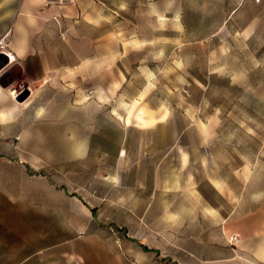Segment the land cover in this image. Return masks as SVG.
<instances>
[{
    "label": "rangeland",
    "instance_id": "374dc122",
    "mask_svg": "<svg viewBox=\"0 0 264 264\" xmlns=\"http://www.w3.org/2000/svg\"><path fill=\"white\" fill-rule=\"evenodd\" d=\"M10 1L0 0V170L38 179L23 185L30 194L43 180L42 211L74 197L76 263L198 264L211 251L262 264L246 245L264 237V0L249 37L197 24L224 20L223 1L186 29L182 8L195 3L65 0L51 13L49 0L39 12L49 24L17 61L4 34L23 0ZM23 222L14 254L34 238L56 244L68 226Z\"/></svg>",
    "mask_w": 264,
    "mask_h": 264
},
{
    "label": "crops",
    "instance_id": "0c3cea01",
    "mask_svg": "<svg viewBox=\"0 0 264 264\" xmlns=\"http://www.w3.org/2000/svg\"><path fill=\"white\" fill-rule=\"evenodd\" d=\"M3 1L5 2L4 8L9 9L8 5L11 1ZM59 1L63 3L65 0H55V2H51L53 7L51 13L56 11V5H58ZM179 1L181 3H195L196 6L195 12L189 9V7L182 8L181 24L186 29H190V27L195 24L192 21L193 18H212V8L214 5L220 6L218 3L221 1L224 2L223 7L226 9L224 20H219L215 23L212 21L208 23L197 22V24L203 26L208 25L210 29H218L219 26L228 28L236 24L240 26L239 29H244L243 34L247 37L251 36L255 29H258L260 26L261 21L259 17L255 15L256 3L254 0ZM47 3H49V0H23L18 17L12 25V31L10 32V30H7L5 32L4 35H6V38H10V44L8 46L11 51L10 55L16 61L24 57L27 48L26 42L30 33L36 29L44 28L49 24L48 19L51 13L39 14L41 9L46 8ZM0 92L2 94L1 96H4L1 88ZM4 107V105L0 104V117L1 114H8V112L4 110ZM118 157L122 158L123 156L119 155ZM181 159L182 165L185 166L187 164V156H185V159H183V157H181ZM190 181L191 178L188 176L187 182L189 183ZM38 183V179L34 181L33 177L29 176L26 171H16V173H14L12 171L0 170V258L24 257L26 260L21 264H29L30 260L34 258L44 261L57 259V264H77L76 258L78 254L76 250L72 248V244L76 239V234L74 231H71V224H75L77 220L76 200L73 199L74 197L70 194L62 192L59 196L60 205L58 207V214L53 215L48 210L47 212L42 211L44 210V206H41V204L44 203V181H40L42 187V193L40 195L39 193L30 194L22 191L23 185L29 186L30 184ZM218 192L221 193L220 191ZM82 208L86 210L84 206H82ZM30 217H40L42 219H48L49 221H51L53 217H56L60 224H67L68 226L65 231L60 232V239L56 244L49 239L46 245L38 246L37 239L34 238L32 240L33 246L28 253L14 254L13 236L22 233V223H24V219ZM246 246L254 260L264 264V237L259 240H252L247 243ZM210 252L198 254V264H233L234 262L231 258H228L229 256H216ZM53 263L54 262L51 264Z\"/></svg>",
    "mask_w": 264,
    "mask_h": 264
},
{
    "label": "built area",
    "instance_id": "2783aa9c",
    "mask_svg": "<svg viewBox=\"0 0 264 264\" xmlns=\"http://www.w3.org/2000/svg\"><path fill=\"white\" fill-rule=\"evenodd\" d=\"M254 2H255L256 4H258V3L261 2V0H254Z\"/></svg>",
    "mask_w": 264,
    "mask_h": 264
},
{
    "label": "trees",
    "instance_id": "16d2710c",
    "mask_svg": "<svg viewBox=\"0 0 264 264\" xmlns=\"http://www.w3.org/2000/svg\"><path fill=\"white\" fill-rule=\"evenodd\" d=\"M143 250H144V251H147L146 247H143Z\"/></svg>",
    "mask_w": 264,
    "mask_h": 264
}]
</instances>
